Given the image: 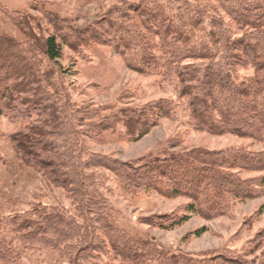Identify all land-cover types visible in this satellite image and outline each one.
<instances>
[{"label":"rangeland","instance_id":"374dc122","mask_svg":"<svg viewBox=\"0 0 264 264\" xmlns=\"http://www.w3.org/2000/svg\"><path fill=\"white\" fill-rule=\"evenodd\" d=\"M218 4L211 0H0V37L16 47V54L5 56L10 62L16 57L30 71V89L38 94L29 91L25 97L41 100L44 112L41 121L35 112L30 119L10 118L9 113L0 116V233L7 241L12 239L4 226L7 218L45 209L74 222L82 246H98V256L89 264H122L110 250V238L148 245V252L193 259L236 258L254 248L252 258L263 264L264 241L256 247L264 237V195L225 202L221 216L207 219L202 213L185 211L190 204L185 197L168 199L149 190L134 191L122 167L193 149L222 152L227 158L238 149L258 152L260 146L230 135L192 131L185 101L179 99L180 87L162 77L163 68L158 65L149 74L139 73L126 65L112 45H94L86 38L93 32L100 35L103 29L96 26L104 21L119 22L125 32L132 31L138 22L131 20V9L162 12L169 18L185 19L197 9L204 18L213 13L225 17L222 11L228 10L227 3L224 9ZM49 37L56 38L61 50L56 61L44 55L42 44ZM139 50H129L125 56L145 66L146 55ZM251 75L252 69H243L237 79ZM159 102L168 104L171 114L138 140L115 123L124 111L148 116ZM99 125L111 127L101 132ZM27 128H42L60 166L54 170L47 163L49 173L63 177L44 176L25 164L19 149L28 147ZM173 144L177 147L171 148ZM241 177L256 179L259 174ZM181 217L186 221L175 225L173 221ZM59 250L27 251L17 264H66Z\"/></svg>","mask_w":264,"mask_h":264},{"label":"trees","instance_id":"16d2710c","mask_svg":"<svg viewBox=\"0 0 264 264\" xmlns=\"http://www.w3.org/2000/svg\"><path fill=\"white\" fill-rule=\"evenodd\" d=\"M211 1L219 3V9H224L223 5L227 3L228 10L222 11L225 17L213 13V16L204 18L197 9L185 19L179 15L169 18L162 12L131 9V20L138 22L132 31L125 32L119 22L109 24L104 21L96 26L103 29L100 35L93 32L86 37L91 38V44L113 46L126 65L139 73L149 74L158 65L163 68L162 77L174 80L180 87L179 99L185 101L188 127L192 131L212 136L230 135L260 146L258 152L238 149L227 158L222 152L213 154L193 149L137 166L122 165L126 172L123 176L134 184V191L149 190L168 199L185 197L190 201L185 211L202 213L207 219L221 216L226 210L225 202L251 200L264 195V0ZM88 33L86 31L82 36ZM7 40L0 37V116L9 113L10 118L30 119L35 112L37 120L41 121L44 116L42 101L33 95L31 99L25 97L29 91L37 93L30 89L33 85L30 71L17 63L16 57L14 62L7 59L5 53H15L16 49ZM42 48L48 61L60 58L61 50L55 37L46 39ZM137 49L138 53L146 55L145 66L133 64L125 56L127 51ZM5 69L8 71L4 73ZM243 69H252V75L238 81V72ZM167 107L164 102L154 105L150 114L152 118L150 115L138 116L135 111H124L122 119L115 123L125 127L131 139L138 140L160 119L171 114ZM99 127L102 132L111 126ZM28 131L27 135L35 139L27 136L28 147L23 145L25 148L19 149L25 164L44 176L63 177L58 172L49 173V168L58 170L60 166L58 158L55 162L53 156L55 147L47 145L42 128ZM174 147L177 146L171 145ZM242 174H259V177L244 179ZM211 199L214 208L209 209ZM186 218L173 222L179 225ZM5 221V230L12 239L7 241L1 231L2 264H17L27 251L34 252L37 248L57 252L62 248L61 257L66 264H89V260L98 256V246H82L83 240L76 233L77 226L59 213L36 209L23 216H10ZM263 241L264 237L257 249ZM108 244L114 258L122 264H257L252 258L256 252L254 248L236 258L193 259L169 256L153 249L150 253L148 245L119 243L113 238Z\"/></svg>","mask_w":264,"mask_h":264}]
</instances>
